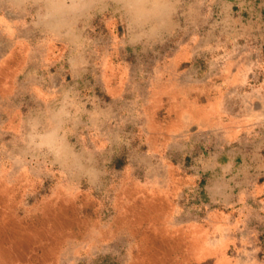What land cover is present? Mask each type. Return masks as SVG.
Returning <instances> with one entry per match:
<instances>
[{"label":"rangeland","instance_id":"obj_1","mask_svg":"<svg viewBox=\"0 0 264 264\" xmlns=\"http://www.w3.org/2000/svg\"><path fill=\"white\" fill-rule=\"evenodd\" d=\"M0 264H264V0H0Z\"/></svg>","mask_w":264,"mask_h":264},{"label":"crops","instance_id":"obj_2","mask_svg":"<svg viewBox=\"0 0 264 264\" xmlns=\"http://www.w3.org/2000/svg\"><path fill=\"white\" fill-rule=\"evenodd\" d=\"M218 165H219V167L220 168H222V169H228L230 166H231V162H229V161H226V162H223V163H218ZM211 189V191H212V193L213 194H210V199H211V201L213 202V203H217L218 201L220 202V203H222V201H226L225 199H223V200H221V198H218L214 193V187H211L210 188ZM207 216H208V220L210 221V222H217V221H215V218L217 217V218H219V217H222L223 218V222L222 223H218V225H209V228L210 229H212L213 230V232H215V231H217V232H221V233H226V232H229L230 230H229V225L227 224V221H226V223L224 222L225 220H224V217H229L227 214H225V211H220L219 209H217V208H212V209H210L209 211H208V214H207ZM214 219V220H213ZM217 220V219H216ZM227 220V219H226ZM220 220L218 219V222H219Z\"/></svg>","mask_w":264,"mask_h":264}]
</instances>
